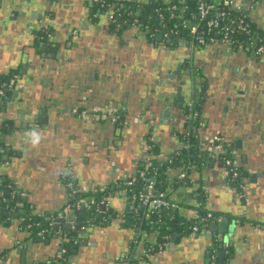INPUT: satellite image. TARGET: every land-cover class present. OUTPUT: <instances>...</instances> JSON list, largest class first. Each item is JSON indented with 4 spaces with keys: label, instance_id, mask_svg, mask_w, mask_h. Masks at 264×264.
Segmentation results:
<instances>
[{
    "label": "crops",
    "instance_id": "crops-1",
    "mask_svg": "<svg viewBox=\"0 0 264 264\" xmlns=\"http://www.w3.org/2000/svg\"><path fill=\"white\" fill-rule=\"evenodd\" d=\"M24 1L11 4V0H0V77H9L12 72L22 76L24 109L30 106V111L40 112L49 123L39 124L36 130L21 131V142L16 145L20 151L12 152V160L0 164V172L17 186L35 214H53L64 208L68 190L62 178L70 167L78 184L89 190L111 188L105 205L113 212L110 221L92 232L87 245H75L78 252L69 256V264H124L143 255L148 256L150 263L142 264H208L209 251L212 252L209 264H213L214 258V264H219L217 243L205 233L206 228L195 238L183 237L150 253L142 228L126 224V215L132 212L130 198L125 189L116 186L118 177L129 179L136 176V171L137 175L145 171L136 162V152L144 145L141 135L146 134V127L137 123L141 109H149L158 122L156 137L163 151L159 157H164L165 152L172 154L170 159L178 156L184 145L180 135L172 134V127L162 125L159 95L165 83L163 78L167 77L173 80L167 86L171 94L181 86L188 88L185 82L190 77L195 85L207 83L201 104L198 102L203 122L200 134L206 140L219 134L225 140L241 141V149L237 151L233 144H227L237 152L244 180L249 185L248 202H244L237 193L225 188L222 162L209 163L202 170L201 162L192 179L188 178L189 186L186 182L173 183L174 173L168 171L172 176L167 196L178 206L180 218H192L199 206L221 214L222 218L245 222L237 243L231 248L233 257L227 254L224 264H264V57L256 60L243 53L226 55L218 47L156 48L145 43V38L132 29L118 30L110 14L91 11L88 0H58L51 12L37 11ZM132 1L146 4L149 0ZM42 17L54 32L55 40L62 44L73 42L70 49L67 44L61 45L68 54V63L60 62L55 70L56 61L48 60L53 76L41 69L37 71L40 67L37 61L35 69H31L33 55L26 52L27 49L33 52L29 45L39 42L36 33ZM252 20L257 28L264 27V4L252 14ZM96 73H99L97 80ZM32 74H37L34 82L30 79ZM77 74L84 75V79L92 78L93 89L106 88L108 97L120 104L128 121L124 138L116 140L107 122L103 130H98L74 112L79 97ZM103 76L107 77L104 85ZM183 94L187 95L188 91L183 89ZM44 109L49 110L45 116ZM172 111L173 120H181L180 111ZM13 116L12 112H0V140L5 136V124H12ZM25 121L32 125L34 118L27 115ZM198 158L202 157L198 155ZM111 168H116V172L110 171ZM247 174L259 175L256 183ZM55 236L50 239L52 245L47 241L30 242L29 232L18 219L0 220L1 264H24L20 249L46 244L48 248L41 249L36 259H26L25 264H37L43 259L44 250L54 248L58 252L61 244H57ZM149 240L155 243L156 236H150Z\"/></svg>",
    "mask_w": 264,
    "mask_h": 264
},
{
    "label": "built area",
    "instance_id": "built-area-1",
    "mask_svg": "<svg viewBox=\"0 0 264 264\" xmlns=\"http://www.w3.org/2000/svg\"><path fill=\"white\" fill-rule=\"evenodd\" d=\"M90 1L93 4H101L103 7H106V10H108L107 13L110 14V19L117 28L122 27V23L126 25L129 22L128 18H123L121 9L124 8L126 2H131L132 0ZM259 2L260 0H149L146 4L150 3L155 5V8L148 12L147 18L152 19V17H155L161 24L166 22V24H172V26H170L171 29L169 31H163L160 28H153L149 23L139 25V18H136V16L138 17L142 10L131 11L128 5V16L135 18L129 28L135 30L139 36H147L152 42L156 41L159 34H161L162 40L165 41L168 39L177 40L183 37L181 36L183 32H188L190 37L186 44L189 49L218 47L222 49L226 55L243 53L253 58H259L264 55V30L257 28L252 20V14L255 12ZM119 5L121 9L117 8ZM17 78V74H12L9 80L3 84V87H5L6 90L14 91ZM5 96V91L0 89V100L5 98ZM100 111L101 109L99 107H95L91 118H89L88 112H79L78 115L87 123L105 120H109L113 124L117 123L119 115L116 109L109 108L108 112ZM185 116L186 123L191 125L193 132H196V130L203 125L200 114L194 110L192 102L188 104V112L185 113ZM208 142L211 144V147L208 149L211 156L218 159L223 164L224 175L226 177L225 188L231 192L237 193L238 197L244 202H248L247 191L249 185L241 176V166L236 157L237 152L227 144L224 137L219 134L208 138ZM228 148H231L230 157H223L221 154L225 152V150L228 151ZM214 149L219 152L220 155L218 157L212 154ZM173 159L174 157L169 160L170 164ZM70 174H72L71 167L65 171L62 178V183L68 190V198L66 205L61 211L53 214H35L32 207L27 206L30 210V217L20 216L16 218L21 222L24 230L29 232L30 242L34 241L32 238L33 231L36 230V237L40 241H43L48 239L50 235L54 234L55 236L63 233L62 228L55 230V226L59 223V220L68 219L70 217L78 219V212L90 211L96 205L97 208L99 207V204L91 198H80L75 203L69 202V197H75L78 193L83 194L90 191L101 193L106 191V188L89 190L87 186H82L76 183L74 179H69ZM157 175L155 171L151 176L152 178L149 179L145 171H143L131 177V179H125V186L127 187L126 192L128 189L133 192V186L137 182H145L143 190L137 192L135 195L131 194L130 209L136 211L135 203H139L146 208L147 219H150L152 215L162 210L179 209L178 206L167 197L166 193L159 192L156 189L155 181ZM185 177L186 174L180 175V179ZM118 179L116 188H121L120 183L124 180H121L119 177ZM1 186L2 195H5L6 190L10 191V196H12V198L18 193L17 186L12 182L3 184L0 175V187ZM19 195L21 196V194ZM110 195L109 193L108 197ZM103 203L104 201L102 204ZM15 207V209H22L21 211H24L23 209L26 205L23 201H17ZM212 216L211 213L207 216H202L197 210H194L192 218L195 219V224L190 227L189 237L195 238L202 229L208 228L211 224L209 223V219H211ZM42 223H48L49 226L41 228L40 226ZM90 224H92L91 221L87 219L86 225ZM84 228L85 227L82 226V229ZM63 240L69 241L66 233H63ZM73 243L74 245L81 243L78 235L75 237ZM166 244L167 243L161 245L160 248H164ZM66 252L67 250L61 247V251L57 258L62 261L64 256H66ZM214 261L215 258L213 264ZM1 263L2 261L0 260V264Z\"/></svg>",
    "mask_w": 264,
    "mask_h": 264
},
{
    "label": "water",
    "instance_id": "water-1",
    "mask_svg": "<svg viewBox=\"0 0 264 264\" xmlns=\"http://www.w3.org/2000/svg\"><path fill=\"white\" fill-rule=\"evenodd\" d=\"M24 1V0H23ZM31 3L32 8L36 9L37 11H42V12H51L53 10L52 6H54V2H58V0H25L24 3ZM11 4H16V0H11ZM23 15V14H22ZM24 15L22 16V18ZM45 17L40 18L38 22V32L36 33L37 36H40L41 31H45L48 29L46 26L47 23L44 22ZM46 20V19H45ZM32 26V22H30ZM54 36V35H53ZM38 38V37H37ZM46 42H48L45 46L44 43L45 41L39 37V42L35 44H30L29 48H33V52H30L28 49L26 52L31 56L33 55V59L31 60L32 63V68L35 69L36 61L37 64L40 66L37 68V71L41 69L43 72H46L48 76H53L55 75L54 70L51 71L49 69L50 66V61L49 59H52L56 61L55 67H53L55 70L58 68V64L60 62H67L66 56L68 55L65 50L61 48V45L57 43V40H53L50 36L45 37ZM158 42L162 41L161 34L158 35L157 37ZM73 42L67 44V48L73 47ZM24 73H27L26 71ZM58 73V72H57ZM179 74V72H177ZM46 75V74H45ZM79 79V84L76 85V88L79 90V97L78 100H82L83 97H88L92 101L95 102V104L99 103H104L107 106H111L110 108H118L121 110L120 104L115 102L114 100L110 99L107 95L106 91H98V87L96 89H93L94 85L91 84L92 78H86L84 79V75L77 74ZM30 79L35 81V78L37 77V74H32L30 75ZM84 76V77H83ZM95 79H99V73L95 74ZM173 77V76H172ZM171 77V78H172ZM170 78V79H171ZM23 79L22 76H19V80ZM165 80V83L162 87V92L159 95V103L161 105V116L163 119V124L165 126H169L173 128V133L172 134H178L180 135V126L184 123H186V116L184 112V106L186 103V100L191 99L194 96V80L190 77L188 80H186V86H181L177 92H173L172 94L167 91V86H170L173 83V80H168L166 78H163ZM23 81V80H22ZM21 81V82H22ZM107 81V77L103 76L102 77V84ZM20 82V83H21ZM46 84V81H45ZM44 84V85H45ZM71 87H74V85H71ZM95 88V87H94ZM166 89V91L164 90ZM183 89H185V92L188 91V94H183ZM88 90V92H86ZM25 93V92H24ZM22 94V93H21ZM24 98V97H23ZM23 98L19 100V102L13 104H10L8 107L1 108L2 112H6L8 109L10 111H13L14 109H18V112H12L14 113L13 117H10V121L12 124L8 123L5 124L4 127V132L5 136L1 138L0 140V155L2 154V161L0 164H4L8 161H11L12 158L10 154L12 152H19L20 149L19 144H20V133L25 132L27 130H34L35 128L37 129L41 124L47 125L49 123L48 118H44L40 115V112L35 111H30V106L28 107L29 109H24L26 106L24 105ZM107 98V99H105ZM25 99V98H24ZM30 102V101H28ZM51 102V101H50ZM87 106H82V108L86 109ZM173 109H178L181 114V120H173L172 117V110ZM30 111V112H29ZM44 116L47 114V109H44L43 112ZM91 114V113H90ZM30 115L34 118V123L35 125H29V122H26V116ZM5 121V120H3ZM105 121H101L99 125H97L98 130H103L105 126ZM109 122V121H108ZM126 123L128 124V121L126 120ZM137 123L140 125H144L146 127V134L141 135V139L144 142V145L140 146L137 153V158L136 162L140 165L141 168H144L145 171H149L153 167H160L163 164H168L170 157L172 154L165 152L164 157H159L160 154L163 153L161 149V145L159 144V140L157 139L156 136L158 134L156 133L157 130L159 129V125L156 122L155 117L153 116L152 112L149 111L146 107L141 109L140 115L137 118ZM40 124V125H39ZM110 125V124H109ZM35 129V130H36ZM127 129V125L123 127H117L114 125H110V131L113 132L116 136V140H120L121 138H124V131ZM200 139V150L198 152V155H200L203 160V166H201V170L211 163L212 165L216 163L218 159L213 158L211 154L209 153L208 149L211 147V144L208 142V140L204 139L202 135L199 137ZM241 141L237 140L234 141L232 139H226V143H231L234 145V149L240 150L241 149ZM118 145L121 144L120 141L117 143ZM17 145V146H16ZM184 150H190V144L189 142H185L183 147L180 148V151L183 152ZM212 154L215 155V157H218L220 154L218 151L215 149L212 151ZM194 155L193 157H195ZM210 158V160H208ZM160 162H163V164H160ZM200 165L191 163L190 165V172L188 173L189 176L188 178L191 180L192 179V173L194 172L195 169H198ZM242 170V169H241ZM110 171L116 172V168H111ZM173 174V177L176 176V172L174 170H170ZM180 171V170H179ZM182 172V171H181ZM180 172V173H181ZM115 174V173H114ZM137 175V171L135 172ZM0 175L2 176V173L0 172ZM248 176L250 174H247ZM263 174H260L262 176ZM259 176V175H258ZM257 175L251 174L250 179L252 183H256L257 181ZM5 178V176H4ZM126 178H121V180H125ZM187 186H189V181L186 182ZM5 195L9 196L10 191L6 190ZM189 197V196H188ZM200 200V199H199ZM22 201L26 202L27 199L22 197ZM106 206H103L105 209ZM199 207V206H196ZM82 217H87L88 213L83 212L81 214ZM181 216V214H180ZM113 220V217H111ZM189 221V217L187 216H181L180 221ZM92 223V222H91ZM63 226V228H62ZM82 226L85 228L82 229ZM100 226L95 225V224H90L86 225V221L80 219H74V218H68V219H61L59 220V223L55 226V230H59L62 228L63 230H70L73 231L75 230L77 232L78 238L79 239H84L86 242L80 243V246H84L88 244V240L91 237L90 235L92 234L93 231H96L99 229ZM243 225L240 224L237 220L232 219L231 217H221L216 221H213L208 228L205 229V233L208 234L212 237L213 243H217V249L218 252L216 256L219 258V264H224L226 259V255L229 254L233 257L234 251H232L231 248H233L236 244V241L238 239L239 233L242 231ZM174 234H173V239L176 238V231H177V224L174 225L173 228ZM55 239H57V244L60 243L61 246L63 244V233L56 235ZM50 243V239L47 240V244ZM51 243H54L53 241ZM50 243V244H51ZM52 245V244H51ZM61 246L57 251H54V248H50L49 250H44L41 255L43 256V259H40L37 261V264H62V262L57 258V254L61 251ZM48 247L46 244L41 245H34L33 247L29 248V246H24L22 249H20L18 252L22 255V262L25 264L27 258H37V255L40 254L41 249H47ZM78 252V249H73L71 254H76ZM208 264L211 262L212 259V252L209 251L208 255ZM64 259H66L67 264H69V257L64 256Z\"/></svg>",
    "mask_w": 264,
    "mask_h": 264
},
{
    "label": "trees",
    "instance_id": "trees-1",
    "mask_svg": "<svg viewBox=\"0 0 264 264\" xmlns=\"http://www.w3.org/2000/svg\"><path fill=\"white\" fill-rule=\"evenodd\" d=\"M128 5L131 11L142 10L141 14L138 17L136 16V18H139V22H140L139 25L149 23L153 28H160L163 31H169L171 29L170 26H172V24H166L167 22L161 24L155 19V17H152V19L147 18L148 12L154 9L155 5H152L150 3L141 4L137 1L126 2L124 5V8L122 9L120 5L117 6V8L121 9L123 18L129 19V22L126 25L122 23V27H125V28L131 27V24L134 22V19H135L134 17L128 16V9H127ZM94 8H96L97 12L99 13L108 11L106 10V7H103L101 4L99 5L94 4ZM185 33L186 34H184L183 32L181 36L189 38L190 36L188 32H185ZM11 76L12 74L8 78H10ZM6 82H7L6 76L0 77V89H3L6 95H10L12 91L6 90V88L3 87V84ZM188 142L190 144V150H184L183 152H180L178 156H174V159L171 164L170 163H168L167 165L163 164L160 167H153L149 171H145L149 179L152 178L151 176L155 171L157 172L158 175L156 177L155 186L159 192H163L166 194L168 193V186L171 185V182H169V178L170 176H172L171 172H168V171L174 170L176 172V176L174 177L172 176L174 178L172 181L173 183H177V182L184 183L188 181V173L190 172L191 163L192 164L195 163L198 165L201 164L203 159L198 158V155H197L200 150V140L196 139L195 133L190 135ZM194 155L196 156L193 157ZM221 155L223 157H230L231 148L230 149L228 148V151L225 150V152H223ZM1 157L2 156L0 155V161H1ZM181 174H186V177L183 179H180ZM241 176L244 179L243 170H241ZM69 177H70L69 179L75 180L73 174H70ZM1 180L3 181V184L7 182H11L10 180L4 178V176H1ZM75 182L78 183L77 180H75ZM125 182L126 181L124 180L120 183L121 189H125V190L127 189V187L125 186ZM144 185H145V182L140 181V182H137L133 186V192H131L129 189L127 190L128 196L130 198L129 199L130 202L132 199V197H130L131 194L135 195L137 192L143 190ZM110 190L111 188H108L106 189L105 192H101V193H94L90 191V192L83 193V194L78 193L75 197L70 196L69 202L71 203H75L80 198H91L95 200L97 204H99L98 208L96 205L92 210L86 212L88 213L87 217H82L81 214L83 212H78V219L81 218L82 220H85V221L88 219L95 225L106 226L107 223L110 221V216L113 214V212L111 211L110 208H108V206H106L105 209L103 208V206L107 204V198L110 193ZM17 201H22V197L19 195V192L16 194L15 197L12 198V196L10 195L9 196L2 195V186L0 187V220L4 221V220L17 218L20 216H26L28 218L30 217L29 216L30 210L27 208L29 204L27 202H24L26 207L23 209L24 211H21L22 209H15L16 208L15 204ZM103 201L104 203L102 204ZM135 208H136V211L133 210L132 212H130V214L126 215V218H125L126 224L133 225L134 227L142 228V230L146 233V237L144 238V241L146 242L147 248L150 249V253L157 252L160 246L164 245L165 243H169L173 241L178 242L183 237H189L190 227L193 224H195L194 218H190L189 221L187 222L184 220L180 221V217L178 216L177 210H174V209L162 210L161 212H157L156 214L152 215L150 219H147L146 218L147 210L146 208H144V206L140 205L139 203H135ZM195 209L202 216H207L209 213H211L208 210H204L201 207H197ZM211 214L213 216L211 219H209L210 221L209 223H212L213 221H216L222 217V215L218 213H211ZM175 224H177V231H176V238L173 239V234H174L173 228ZM48 226H49L48 223H42L40 227L45 228ZM62 231L63 233H66L68 235L69 241H63V244L61 247L67 250L66 257H69L71 255L72 250L75 247L73 242H74L75 237H77V232L70 231V230H63V229ZM35 233H36V230L33 231V235H32L34 242L40 241L36 237ZM152 235L156 236L155 243H152L149 240L150 236ZM53 236L54 234L48 236V239L43 240V242L49 240ZM145 261L150 263L148 256L143 255L140 258L139 257L133 258L124 264H142ZM61 262L62 264H67L66 259H63Z\"/></svg>",
    "mask_w": 264,
    "mask_h": 264
},
{
    "label": "flooded vegetation",
    "instance_id": "flooded-vegetation-1",
    "mask_svg": "<svg viewBox=\"0 0 264 264\" xmlns=\"http://www.w3.org/2000/svg\"><path fill=\"white\" fill-rule=\"evenodd\" d=\"M263 2H264L263 0H260V2H259V4H258V6H257V8H256L255 11H258V10L262 9V5L264 4ZM88 5H89V8H90L91 11L97 12L96 8H94V4L91 3L90 0H88ZM97 13H99V12H97ZM99 14H107V12H103V13H99ZM124 29H127V28L120 27L118 30H124ZM261 29L264 30V27L261 28ZM133 31H135V30H133ZM67 32H69L68 34H70V35L72 34V32H70V31H67ZM67 32H64V34L65 35H68ZM184 34H186V33H184ZM53 35H55L54 32L50 28H48L45 31H41L40 36H37V37H38V40H39V37H40V38H42L45 41V43H44V46H45L48 43V42H46L45 37L46 36H50L52 38V41L53 40L55 41V39H54L55 36H53ZM141 37H143V36H141ZM64 38L66 39V37H64ZM144 38H145L144 39V42L147 43L148 45H153L154 44V47H156V48L168 49V50L177 49V48H181V49L184 48V49H186V46H187L186 43L188 41V38L187 37H184V36L178 38L177 40H175V39H172V40L171 39H168V40H165V41L162 40L161 42H158L157 38H156V41L155 42H152L151 40H149V38H147V36L144 37ZM57 43H59L60 45H63L64 46L65 44H68L69 42L68 43L67 42L66 43L64 42L65 44H62L58 40ZM66 47H67V45H66ZM262 57H264V55ZM262 57H259V58H262ZM259 58H256V60L259 59ZM185 62L186 61H183V63H185ZM12 74H16V73L15 72H12ZM17 76H18V78L16 80L15 90L12 91V93L10 95H6L5 98H3L2 100H0V112H2L1 111V108H4L5 106L8 107L10 104H13L14 105L15 103L19 102V100L21 98L24 97V91L22 89L24 84H23V82H21L23 79L19 80V76L20 75L17 74ZM7 80H9L8 77H7ZM204 86H207V83L203 84V82H200V83H196V85L194 83V88L193 89L195 90V92H194L195 94H194V96L191 99L186 100L185 106L183 108L184 109V112L183 113H187L188 112V104L192 102L193 103V106H194V110H196L197 112H199L200 118H201L200 107L198 105V102L200 101L199 103L201 104V101H202V93L204 91ZM86 92H88V90ZM82 97H83L82 100H78V102H77L78 107L74 111L77 114L79 112H88L89 113L88 116H89V118H91L93 109L95 107H99L101 109L100 112H108V109L111 107V106H107L104 103L95 104V102L92 101L91 99H89L88 97H85V96H82ZM84 105L85 106L88 105V106H91V107L84 109V108H82V106H84ZM113 108L116 109V112H118L119 119H118V121H117L116 124L111 123V121H109V120H106V122L108 124H110V125L112 124V125L117 126V127H123V126H125L127 123H126V118L123 116L122 110H119L118 108H115V107H113ZM48 111L49 110H47V112ZM6 112H18V109H14L13 111H10L8 109ZM201 120H202V118H201ZM84 122H86V121L84 120ZM100 122L101 121H99V122L93 121L91 123H87V122L86 123L89 124V125L97 126V125H99ZM202 127H203V125L200 128H198V130H196V132H193L192 131V127H191V125L189 123L188 124L187 123H184L183 125H181L180 126V136L183 139L182 140L183 143L188 142L190 135H192L194 133L197 135L196 136V139H199V137L201 135L200 134V130L202 129ZM106 141L107 140H105L104 142H106ZM225 142H226V140H225ZM1 156H2V154H1ZM1 161H2V159H1ZM1 161H0V163H1ZM18 192L20 194L19 189H18ZM244 223L245 222H241L240 224H244Z\"/></svg>",
    "mask_w": 264,
    "mask_h": 264
},
{
    "label": "rangeland",
    "instance_id": "rangeland-1",
    "mask_svg": "<svg viewBox=\"0 0 264 264\" xmlns=\"http://www.w3.org/2000/svg\"><path fill=\"white\" fill-rule=\"evenodd\" d=\"M238 240V239H237ZM236 243H237V241H236Z\"/></svg>",
    "mask_w": 264,
    "mask_h": 264
}]
</instances>
